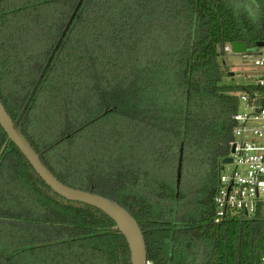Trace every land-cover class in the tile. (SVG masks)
<instances>
[{
	"label": "trees",
	"instance_id": "16d2710c",
	"mask_svg": "<svg viewBox=\"0 0 264 264\" xmlns=\"http://www.w3.org/2000/svg\"><path fill=\"white\" fill-rule=\"evenodd\" d=\"M78 1L0 0V102L13 121ZM246 1L83 0L22 116V134L58 181L131 215L152 264H264V220L213 224L246 89L224 83L218 59L226 45L264 41V0H249L255 19ZM6 141L0 127V149ZM113 226L51 191L7 141L1 259L130 264Z\"/></svg>",
	"mask_w": 264,
	"mask_h": 264
},
{
	"label": "built area",
	"instance_id": "2783aa9c",
	"mask_svg": "<svg viewBox=\"0 0 264 264\" xmlns=\"http://www.w3.org/2000/svg\"><path fill=\"white\" fill-rule=\"evenodd\" d=\"M251 51L254 53L243 56L255 71L245 75L242 86L246 89L238 94L226 156L231 163L220 165L212 199L215 225L230 220H264V46ZM226 52H231V44L224 46ZM145 264L152 263L147 260Z\"/></svg>",
	"mask_w": 264,
	"mask_h": 264
},
{
	"label": "water",
	"instance_id": "95a60500",
	"mask_svg": "<svg viewBox=\"0 0 264 264\" xmlns=\"http://www.w3.org/2000/svg\"><path fill=\"white\" fill-rule=\"evenodd\" d=\"M83 0H79L73 13L71 14L69 21L62 32L58 43L55 45L52 54L48 58L45 66L43 67L36 83L34 84L27 100L25 101L18 117L13 121L7 112L5 111L3 105L0 102V127L4 131L7 136V141H10L15 145V147L19 150L22 156L29 163L31 168L34 170L36 175L43 181V183L56 195L61 198L70 201L76 202L83 205H87L89 207H93L104 215H106L111 221H113L114 226L113 230L119 231L125 242L127 244L129 250V260L130 264H145L147 261V252L146 245L144 241V237L141 233V230L136 223V221L131 217V215L122 207H120L115 202L101 197L99 195L93 194L91 191L84 192L68 187L58 181L54 175L46 168V166L41 161L39 155L33 150L29 142L26 140L24 135L21 132V124H22V116L34 96L41 80L43 79L46 70L52 60L53 55L58 49V46L64 37L66 31L69 28L75 14L77 13L81 3ZM262 9L264 10V2ZM264 46V42H257L254 48H262ZM248 51L246 45L242 42H236L231 44V53L233 54H245ZM230 77L233 76L232 73L229 74ZM6 143L0 149V156L3 153ZM234 152V146L231 147L230 153ZM231 163V158L225 157L221 160V164H229ZM179 177V175H178ZM178 183V181H177ZM0 264H8L5 260L0 259Z\"/></svg>",
	"mask_w": 264,
	"mask_h": 264
},
{
	"label": "rangeland",
	"instance_id": "374dc122",
	"mask_svg": "<svg viewBox=\"0 0 264 264\" xmlns=\"http://www.w3.org/2000/svg\"><path fill=\"white\" fill-rule=\"evenodd\" d=\"M253 2V1H252ZM245 7H241L244 12L250 13V17L252 19L257 18L259 15V3H250L249 0L245 2ZM254 52L248 50L246 54H253ZM218 63L220 64L222 71L225 74L224 83L230 85H239L242 86L246 83L245 75L247 73L254 72L255 69L252 67L249 60L244 59L242 54H233L231 52L223 53L221 57L218 59ZM232 73L233 76L230 77L229 74Z\"/></svg>",
	"mask_w": 264,
	"mask_h": 264
},
{
	"label": "flooded vegetation",
	"instance_id": "af4514ba",
	"mask_svg": "<svg viewBox=\"0 0 264 264\" xmlns=\"http://www.w3.org/2000/svg\"><path fill=\"white\" fill-rule=\"evenodd\" d=\"M248 50H250L249 48H247ZM1 259V258H0ZM4 260V259H3ZM6 261V260H5Z\"/></svg>",
	"mask_w": 264,
	"mask_h": 264
}]
</instances>
